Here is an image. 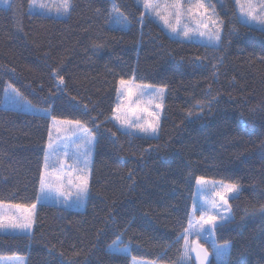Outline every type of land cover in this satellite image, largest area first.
Instances as JSON below:
<instances>
[{"label":"trees","instance_id":"1","mask_svg":"<svg viewBox=\"0 0 264 264\" xmlns=\"http://www.w3.org/2000/svg\"><path fill=\"white\" fill-rule=\"evenodd\" d=\"M29 1L0 8V102L11 84L51 117L81 120L97 140L85 208L38 205L31 235L0 234V256L195 264L182 260L177 238L202 177L238 185L227 194L233 219L214 237L230 244L227 264H264V31L239 22L231 0L215 3L219 47L141 23L133 0H113L127 29L109 26L110 0H71L65 19L29 13ZM120 79L166 89L157 137L126 135L111 121ZM49 128L47 116L0 106V201L35 202ZM118 238L126 254L109 247ZM202 242L211 250V239Z\"/></svg>","mask_w":264,"mask_h":264},{"label":"snow or ice","instance_id":"2","mask_svg":"<svg viewBox=\"0 0 264 264\" xmlns=\"http://www.w3.org/2000/svg\"><path fill=\"white\" fill-rule=\"evenodd\" d=\"M32 3L35 4L36 0H32ZM138 4L144 9L141 23L145 14L154 15L162 20L173 34L181 36L190 43L199 41L205 47H219L224 22L219 19L213 6L206 0H188L187 7L184 6V0H138ZM235 4L239 9V15L236 17L239 22L247 26L255 23L264 30V0H259V11L254 0H235ZM40 7L45 6L41 4ZM71 7V0H62L57 11L62 8L63 13L67 14ZM210 9L211 15H208ZM114 12L116 15L112 22L120 27H126L127 17L118 9H114ZM185 16L190 22H182ZM59 84H64L62 76L59 77ZM9 88L14 94L9 96L8 89H5V97L10 103L23 110H33L31 103L24 100L15 88H11V85ZM164 92V88L155 89L150 84H137L134 80L120 79L117 88L119 102L113 109L111 119L121 125L126 135L138 132L144 136H154L159 129L160 113L157 110L163 109ZM133 97H136L135 101ZM84 107L86 110L87 105ZM33 114L47 115L46 112L41 114L39 110H33ZM141 114H144L143 117ZM53 123L67 127H57L55 139L51 131L49 133L35 202L6 204L0 201V229L27 233L35 222L37 205L46 204L53 199L56 203H61L60 196L64 197L65 207L82 206L86 202L89 195L91 145L95 143V135L79 119L56 121L53 118ZM61 133L64 135H60ZM196 184L205 187L197 188L193 196L192 211L188 214V227L184 228L177 238L178 242L179 240L184 242L180 252L182 260L190 259L191 253L194 252L199 264H208L209 255L215 257L216 264H227L230 244L228 242L218 244L214 237L219 229L233 219L227 194L237 192L238 185L208 181L202 177L196 178ZM72 189H75L74 193ZM205 193L214 198L203 199L197 203L196 197ZM73 195L75 198L69 201L68 198ZM197 213H199L198 218ZM193 235L195 239L190 240ZM202 235L204 240L211 239V253L199 242ZM120 243L122 242L118 238L109 247L118 254H126L127 248L119 247ZM13 264H22V262L14 261Z\"/></svg>","mask_w":264,"mask_h":264},{"label":"rangeland","instance_id":"3","mask_svg":"<svg viewBox=\"0 0 264 264\" xmlns=\"http://www.w3.org/2000/svg\"><path fill=\"white\" fill-rule=\"evenodd\" d=\"M112 5H111V9H110V19H109V26L113 27V28H117V29H127L129 27V22L127 24L126 27H120L116 24H114L112 21L114 19V16L116 15V13L114 12V9H117L115 3L113 0H110ZM135 2V4L140 8L141 10V14L144 12V9L141 5L138 4V0H133ZM224 0H206L207 3H210L213 8L215 9V12L216 14L218 15V12H217V5L215 3H223ZM233 2V5H234V8L236 10V15L238 16L239 15V9L237 8L236 4H235V0H231ZM12 0H0V8H3V9H7L10 4H11ZM254 3L257 4V11H259V0H254ZM44 5L45 7H40V5ZM62 4V0H36V3L33 4L32 3V0L29 1V4H28V12L31 13V14H39V15H43V16H48V17H51V18H56V19H65L69 13L67 14H64L63 11H62V8L61 10L58 12L57 9L60 8ZM184 6L187 7L188 6V0H184ZM70 11V10H69ZM208 15H211V9L209 10V13ZM219 17V15H218ZM148 19V20H151L153 21L154 23H156L162 30L163 32L168 35L170 38L172 39H175V40H178V41H183V42H188L187 40L183 39L181 36H177L175 34H173L170 29L168 27L165 26V24L163 23L162 20L158 19L157 17H155L154 15L152 16H149L147 14H145L144 16V19ZM220 19V17H219ZM140 20H141V15H140ZM128 21V20H127ZM174 22V21H173ZM182 22H190L189 21V18L187 16H185L183 18V21ZM194 26V25H193ZM249 27H252V28H255V29H258V30H262V26L258 25V24H255L253 23L252 26H249ZM264 31V30H262ZM222 34V33H221ZM198 44H202V42H197ZM137 84H144V83H138L136 82ZM9 85L11 84H7L5 86V89H8V95L9 96H12L14 95L12 92H11V89L9 88ZM118 87H119V83H118ZM117 87V88H118ZM11 88H14L12 85H11ZM155 89H159V88H164V87H160V86H154ZM5 89H4V92H3V96H2V100L0 102V106L5 108V109H12V110H16V111H20V112H25V113H29V114H33V110H39V112L41 114L43 113H47V117L50 119V128H49V133L51 131V134H52V137L53 139L56 138L57 136V132H56V128L57 127H67V126H62V125H59V124H54L53 123V117H51L50 115V111L49 109L47 108H40V107H35L33 106L32 104V109L33 110H23L15 105H13L12 103H10L6 97H5ZM165 89V88H164ZM17 90V89H16ZM18 91V90H17ZM19 92V91H18ZM20 93V92H19ZM22 96V95H21ZM165 96H166V89H165V92H164V98H163V109L162 110H157L159 111L160 113V121H159V127H160V123H161V119L163 117V114H164V103H165ZM23 97V96H22ZM24 100L28 101L26 98L23 97ZM145 102L147 100V98L145 97ZM133 100L135 101L136 100V97H133ZM29 102V101H28ZM119 101L117 100V94H116V101H115V106L116 104L118 103ZM114 106V108H115ZM143 106V105H142ZM113 115V114H112ZM142 117L144 114H141ZM45 116V115H43ZM112 117V116H111ZM56 121H61L59 119H55ZM111 121L117 126V128L121 131H123L121 129V125L111 119ZM159 131V129H158ZM124 132V131H123ZM132 134H135V135H140V136H144L143 134L141 133H138V132H133ZM60 135H64L63 133H61ZM95 135V134H94ZM158 135V132L154 135V136H145V137H157ZM48 139H49V136H48ZM48 139H47V143H48ZM96 140H97V137L95 135V143L91 145V154H90V175H89V181H90V176H91V167H92V161H93V157H94V151H95V144H96ZM73 193L75 192V189H72ZM233 194V193H232ZM75 197L74 195L73 196H70L68 199L69 201L73 200ZM61 203H56L55 202V199L53 200H50L49 202H47L46 204H49V205H53L55 207H58V208H62V209H71V210H83L86 206V202L82 205V206H77V205H72V206H68V207H65V204H64V197L63 196H60L59 197ZM87 201V199H86ZM8 204V203H6ZM40 205V204H38ZM37 205V207H38ZM5 211H8L7 209H5ZM34 225H35V222L34 224L32 225L31 229H29L27 231V233H22L18 230L14 231L12 229H0V234L1 235H31L33 230H34ZM195 237L194 235L190 237V240H194ZM203 241V238L200 237V240L199 242L202 244V246L206 249H208L209 253H211V250L206 246L204 245V243L202 242ZM212 255H209L208 257V262L209 260L211 259ZM193 260V262L195 264H199V261L196 260V255L195 253H191V258ZM22 262V264H27V259L25 256H19V255H13V256H0V264H13V262ZM132 264H135L134 260H132Z\"/></svg>","mask_w":264,"mask_h":264}]
</instances>
